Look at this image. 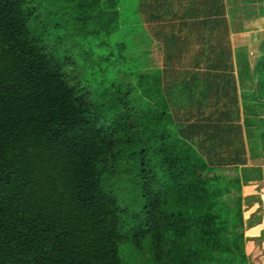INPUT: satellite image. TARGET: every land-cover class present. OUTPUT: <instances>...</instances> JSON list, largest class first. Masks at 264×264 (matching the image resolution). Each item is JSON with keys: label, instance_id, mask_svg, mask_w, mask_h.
I'll return each instance as SVG.
<instances>
[{"label": "trees", "instance_id": "1", "mask_svg": "<svg viewBox=\"0 0 264 264\" xmlns=\"http://www.w3.org/2000/svg\"><path fill=\"white\" fill-rule=\"evenodd\" d=\"M143 24L139 0H0V264H122L123 241L150 264H248L240 175L187 141L240 128L224 104L178 135ZM237 67L264 97V57ZM116 178L141 189L124 232Z\"/></svg>", "mask_w": 264, "mask_h": 264}, {"label": "rangeland", "instance_id": "2", "mask_svg": "<svg viewBox=\"0 0 264 264\" xmlns=\"http://www.w3.org/2000/svg\"><path fill=\"white\" fill-rule=\"evenodd\" d=\"M139 6L148 36L161 44L162 51L156 44L152 46L151 56L163 69V90L180 137L187 128L177 126L181 111L179 99L185 103L184 109L192 105L191 116L204 128L207 118H218L222 106L209 91H222V88L251 91L247 82L241 83L237 65L249 58V67L253 70L264 57V0H139ZM222 98L219 97L220 102ZM251 100L254 107L250 116L244 118L250 120L249 128L239 119L237 122L243 127L229 137L210 128L214 136H208L203 142L200 136L187 141L210 165L232 173L237 169L244 196L242 213L248 264H264V238L259 244L251 239L252 236L260 238L264 228V156L259 136L250 132L256 126L254 119L261 118L264 111H261L263 104L253 102L252 94ZM261 131L260 126L258 132ZM124 185L118 178L105 183L123 208L129 206L122 232L131 227V215L141 211L140 186L132 184L130 179ZM231 211L234 216V203ZM119 252L122 264H150L148 241L141 247L123 241Z\"/></svg>", "mask_w": 264, "mask_h": 264}, {"label": "crops", "instance_id": "3", "mask_svg": "<svg viewBox=\"0 0 264 264\" xmlns=\"http://www.w3.org/2000/svg\"><path fill=\"white\" fill-rule=\"evenodd\" d=\"M247 62L249 65V63H250L249 58H248ZM210 92L212 93L211 95L214 96V98L216 100V92H218V91H210ZM251 94H252V97L254 99L253 102H255L257 104H263V106H264V97H262L263 94L261 91H228V92L226 91V96L224 93L222 94V96H224V97L222 98L221 102L218 100V103H220L221 105L225 104L227 106L228 111H230L229 114H227L230 117V121L226 120L225 124L229 123L231 126L234 125V127L242 128L243 126H245V128L246 127L249 128L248 125H250L249 124L250 120L244 119V118L246 116H250L251 109H252V107H254V106H251V103H252ZM225 97H227V98H225ZM188 100H190V99H188ZM225 101H226V103H225ZM179 102H180L179 106H180L181 111L179 112L178 119H176L178 128L182 125H185L186 128L194 127V126H190L191 123H193L195 125L196 121L194 119V116L187 115V113L192 112L191 111L192 105H189L190 107H186L184 109L185 103L181 99H179ZM263 106H261V107H263ZM191 119H194V120H191ZM239 119H241V121L243 120L242 121L244 123L243 126H240V124L237 122ZM192 121H194V122H192ZM186 131H185V133L188 134V132H186ZM197 136H198V134H196L192 137L190 136L189 139H192L193 137H194L193 139H196Z\"/></svg>", "mask_w": 264, "mask_h": 264}]
</instances>
